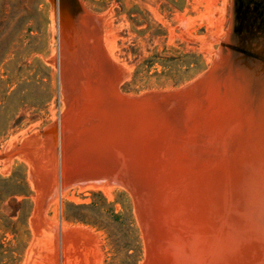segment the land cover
<instances>
[{
  "label": "water",
  "instance_id": "95a60500",
  "mask_svg": "<svg viewBox=\"0 0 264 264\" xmlns=\"http://www.w3.org/2000/svg\"><path fill=\"white\" fill-rule=\"evenodd\" d=\"M107 13L59 0L62 190L111 180L132 196L141 264H264V0H231L205 73L121 94Z\"/></svg>",
  "mask_w": 264,
  "mask_h": 264
},
{
  "label": "rangeland",
  "instance_id": "374dc122",
  "mask_svg": "<svg viewBox=\"0 0 264 264\" xmlns=\"http://www.w3.org/2000/svg\"><path fill=\"white\" fill-rule=\"evenodd\" d=\"M79 2L107 13L101 42L128 73L118 91L135 97L181 90L206 72L231 16V0ZM58 19L57 0H0V264L26 255L46 264L61 237L70 262L86 246L90 264H141L127 189L100 180L62 190Z\"/></svg>",
  "mask_w": 264,
  "mask_h": 264
},
{
  "label": "crops",
  "instance_id": "0c3cea01",
  "mask_svg": "<svg viewBox=\"0 0 264 264\" xmlns=\"http://www.w3.org/2000/svg\"><path fill=\"white\" fill-rule=\"evenodd\" d=\"M60 171H61V166H60ZM61 173V172H60ZM33 210V209H32ZM60 239V238H59ZM60 253H55V254H50L49 258L47 259L48 262L46 264H90L91 263V258H90V250L84 246L83 250L80 251H75L70 258L71 262L69 259L66 257V254L63 251V238L61 237L60 239ZM27 256V255H26ZM24 257L19 264H30L27 262V257ZM41 261V260H40ZM32 264V263H31ZM33 264H44L43 262H36Z\"/></svg>",
  "mask_w": 264,
  "mask_h": 264
},
{
  "label": "bare ground",
  "instance_id": "6f19581e",
  "mask_svg": "<svg viewBox=\"0 0 264 264\" xmlns=\"http://www.w3.org/2000/svg\"><path fill=\"white\" fill-rule=\"evenodd\" d=\"M57 2H58V7H59V0H57ZM56 5H57V4H56ZM57 17H58V16H57ZM58 20H59V19H58ZM58 20H57V21H58ZM58 46H59V45H58ZM58 52H59V51H58ZM59 68H60V67H59ZM207 71H208V70H207ZM204 73H205V72H204ZM201 75H202V74H201ZM194 81H195V80H194ZM194 81H193V82H194ZM193 82H191V83H193ZM191 83H189V84H191ZM187 85H188V84H187ZM60 133H61V130H60ZM60 141H61V140H60ZM59 147H60V149H61V142H60V146H59ZM60 151H61V150H60ZM60 164H61V163H60ZM60 172H61V171H60ZM61 180H62V177H61ZM61 180H60V182H62ZM66 232H67V231H66Z\"/></svg>",
  "mask_w": 264,
  "mask_h": 264
}]
</instances>
